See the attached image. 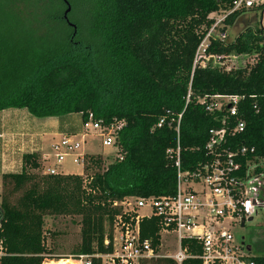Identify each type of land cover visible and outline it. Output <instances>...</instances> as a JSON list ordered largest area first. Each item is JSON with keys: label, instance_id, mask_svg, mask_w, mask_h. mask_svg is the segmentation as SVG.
<instances>
[{"label": "trees", "instance_id": "trees-1", "mask_svg": "<svg viewBox=\"0 0 264 264\" xmlns=\"http://www.w3.org/2000/svg\"><path fill=\"white\" fill-rule=\"evenodd\" d=\"M82 1L88 4L85 22L69 16L75 29L57 9L63 0H0V111L25 108L40 118L80 113L84 122L89 114L103 124L123 121L118 157L105 167L100 154H85L83 171L75 174L49 173L37 153L24 154L21 171L2 175L0 264L57 258L47 244V215L82 216V240L73 255L109 251L114 221L125 217L115 201L176 190V168L166 153L178 142L171 117L183 113V167L193 168L201 158L218 120L199 97L244 96L239 113L246 128L236 140L264 153L263 28L256 24L236 38L226 28H236L238 17L258 6L230 12L234 0H69L71 12ZM227 12L221 29L227 38H212L206 52L251 55L253 62L230 69L194 67L214 24L211 15ZM159 225L157 217L142 218L141 238L156 246ZM183 245L200 253L193 240ZM253 259L264 264V256ZM143 264L178 263L156 257ZM182 264L201 262L187 258Z\"/></svg>", "mask_w": 264, "mask_h": 264}, {"label": "built area", "instance_id": "built-area-1", "mask_svg": "<svg viewBox=\"0 0 264 264\" xmlns=\"http://www.w3.org/2000/svg\"><path fill=\"white\" fill-rule=\"evenodd\" d=\"M263 3L264 0H234L230 12L248 10ZM227 14L214 21L203 38L195 55L194 67L218 65L231 68L226 62L227 55L206 52L212 38L221 41L227 38V32H219V25ZM189 96L190 91L187 101ZM243 98L228 94L198 98L207 111L215 112L218 127L209 130L204 151L193 168L185 169L182 163L179 131L183 113L171 117L169 125L176 122L178 142L166 153L176 168L175 192L171 195L125 197L115 201L114 205L122 208L125 217L118 215L114 221L112 248L106 252L70 255L61 258V264L67 261L70 264H93L95 260L100 264H143L156 257L173 258L178 264L187 258H198L201 264H257L254 256L249 254L248 245L237 241L232 231V227L241 225L242 221L247 223L260 213L264 215V153L236 140L246 128V121L239 113ZM254 108L258 109L256 104ZM164 120L159 121L158 127L163 125ZM83 123L85 130L99 132L103 145L116 144L118 130L124 124L123 121L103 124L102 120L95 121L92 114ZM87 134L83 133L82 137ZM83 142L84 139L79 142L71 136H63L52 146L56 161L45 162L50 166L48 172H58L53 164L60 165L70 156H73V163L83 166L86 153L77 152ZM152 216L157 217L160 224L156 246L151 239L141 238L140 221ZM186 239L198 243L200 253L191 254L188 246L183 245ZM105 245H110L107 237ZM164 247H169L170 251L162 253Z\"/></svg>", "mask_w": 264, "mask_h": 264}, {"label": "rangeland", "instance_id": "rangeland-1", "mask_svg": "<svg viewBox=\"0 0 264 264\" xmlns=\"http://www.w3.org/2000/svg\"><path fill=\"white\" fill-rule=\"evenodd\" d=\"M66 5V4H65ZM62 3H59L57 9L64 14L66 6ZM72 7V5H71ZM88 8V4L86 1L79 2L74 10L68 15L71 17L73 21L85 22L86 19V10ZM253 9V8H252ZM72 10V9H71ZM245 13V18L242 16L237 19L236 28H232L227 26V32H229L232 38H236L239 33L249 29L256 24H258L261 28H263L264 32V7L259 8V6L254 10H248L243 12ZM225 13H214L212 14L214 21L221 19ZM224 27L223 23L219 25V32ZM254 57L251 55L245 54H237L236 52H232L227 55L226 62L229 64V68L235 67L238 68L240 66H244L248 62H253ZM88 132L85 138L82 137V133ZM82 133L74 136L73 139L82 143L81 148L78 149L77 152L81 154H100L104 160V166L106 167L108 164L114 162L118 157V146L116 144L112 145H103L102 137L100 136L98 131H94L92 129L85 130L83 127ZM49 156L48 160H41L43 163V170L48 171V167L45 162H53L56 161V155L54 154V150ZM73 156L67 157V159L61 164H53L56 165V170L61 172L71 171L75 174H80L83 170V166L81 163H73ZM53 167V166H51ZM146 210H143V212ZM46 224V233H47V244L53 249L56 257L64 256L67 258L70 255L74 254V249L78 247L82 240V216L73 215V216H64V215H47L45 217ZM104 230L109 227V221L104 219ZM232 231L234 233L235 239L237 241H242L241 238L245 237V245H249L251 247V251L249 254L251 256H264V215L260 213L255 216L252 221L247 222L244 227L241 225H236L232 227ZM169 247H164L162 253L169 252ZM173 251V250H171Z\"/></svg>", "mask_w": 264, "mask_h": 264}, {"label": "crops", "instance_id": "crops-1", "mask_svg": "<svg viewBox=\"0 0 264 264\" xmlns=\"http://www.w3.org/2000/svg\"><path fill=\"white\" fill-rule=\"evenodd\" d=\"M83 127L84 123L80 113L40 118L35 117L25 108L1 110L0 201L2 175L21 171L24 154L37 153L42 161L48 160L55 143L60 142L63 136L72 137L82 133ZM65 173L72 172L66 171ZM57 256L60 259H57L58 257L46 259L43 264H59L61 258H65L64 256Z\"/></svg>", "mask_w": 264, "mask_h": 264}, {"label": "water", "instance_id": "water-1", "mask_svg": "<svg viewBox=\"0 0 264 264\" xmlns=\"http://www.w3.org/2000/svg\"><path fill=\"white\" fill-rule=\"evenodd\" d=\"M63 1H64V3L66 4V9H65L64 14H63L64 19L76 29V26H75L74 24H72V23L70 22L69 18H68L69 12H70L71 9H72L71 4H70L69 0H63ZM250 220H251V219H250ZM244 225H245V221H242V222H241V227H244ZM242 243H243V244L245 243V241H244V237H242ZM248 250H251V247H250L249 245H248Z\"/></svg>", "mask_w": 264, "mask_h": 264}, {"label": "bare ground", "instance_id": "bare-ground-1", "mask_svg": "<svg viewBox=\"0 0 264 264\" xmlns=\"http://www.w3.org/2000/svg\"><path fill=\"white\" fill-rule=\"evenodd\" d=\"M71 262H69V261H67V262H65V264H70ZM59 264H61V262H59Z\"/></svg>", "mask_w": 264, "mask_h": 264}, {"label": "flooded vegetation", "instance_id": "flooded-vegetation-1", "mask_svg": "<svg viewBox=\"0 0 264 264\" xmlns=\"http://www.w3.org/2000/svg\"><path fill=\"white\" fill-rule=\"evenodd\" d=\"M246 224H247V223L245 222V225H246ZM245 225H244V226H245ZM243 237H244V236H243ZM244 240H245V237H244Z\"/></svg>", "mask_w": 264, "mask_h": 264}]
</instances>
